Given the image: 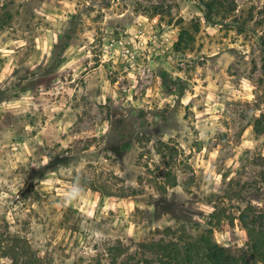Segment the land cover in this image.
I'll return each mask as SVG.
<instances>
[{
  "label": "rangeland",
  "instance_id": "obj_1",
  "mask_svg": "<svg viewBox=\"0 0 264 264\" xmlns=\"http://www.w3.org/2000/svg\"><path fill=\"white\" fill-rule=\"evenodd\" d=\"M0 193L42 264H264V0H0Z\"/></svg>",
  "mask_w": 264,
  "mask_h": 264
},
{
  "label": "trees",
  "instance_id": "obj_2",
  "mask_svg": "<svg viewBox=\"0 0 264 264\" xmlns=\"http://www.w3.org/2000/svg\"><path fill=\"white\" fill-rule=\"evenodd\" d=\"M179 150L178 146L163 142H159L158 147H156L157 154L160 155L164 161L170 159L168 162L164 163L168 169V179L162 183L163 187H161L165 188V190V185L173 187L177 186L176 178L172 175L170 168L176 164L177 157L180 154ZM251 236L253 237V235L250 234V237ZM258 243L259 241L257 239L253 243L252 252L254 254H259L260 252ZM142 246L148 248L146 245ZM152 248L155 255H162L161 257L167 262L166 264L175 262L174 257L171 255L174 249L168 250L167 247L162 244L152 245ZM203 253L202 261L195 263L189 259L186 261V264H250L246 258L244 260H239L235 256H230L225 249L220 248L217 245L211 244L203 247ZM0 256L10 259L12 264H42V260L32 252L31 247L26 240L19 237H13L10 233L0 234ZM110 264H115V262ZM176 264H180V262L176 261Z\"/></svg>",
  "mask_w": 264,
  "mask_h": 264
},
{
  "label": "clouds",
  "instance_id": "obj_3",
  "mask_svg": "<svg viewBox=\"0 0 264 264\" xmlns=\"http://www.w3.org/2000/svg\"><path fill=\"white\" fill-rule=\"evenodd\" d=\"M47 163V162H46ZM58 169H62L66 172L72 171V166H59ZM46 182V181H42ZM87 189L83 182V176L77 172L72 180V183L65 186L62 189H58L59 202L62 206H71L74 202L82 200L86 195ZM7 196L6 193H0V200H3Z\"/></svg>",
  "mask_w": 264,
  "mask_h": 264
}]
</instances>
